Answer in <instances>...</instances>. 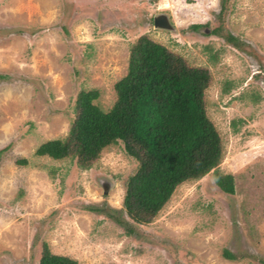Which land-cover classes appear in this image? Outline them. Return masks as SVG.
<instances>
[{
	"label": "rangeland",
	"instance_id": "374dc122",
	"mask_svg": "<svg viewBox=\"0 0 264 264\" xmlns=\"http://www.w3.org/2000/svg\"><path fill=\"white\" fill-rule=\"evenodd\" d=\"M141 36L208 72L215 172L234 183H183L145 225L123 209L137 164L120 142L89 169L34 155L67 135L80 91L111 108ZM42 243L77 264H264V0H0V264H37Z\"/></svg>",
	"mask_w": 264,
	"mask_h": 264
},
{
	"label": "trees",
	"instance_id": "16d2710c",
	"mask_svg": "<svg viewBox=\"0 0 264 264\" xmlns=\"http://www.w3.org/2000/svg\"><path fill=\"white\" fill-rule=\"evenodd\" d=\"M210 34L217 36L219 31ZM223 40L240 47L232 35L226 34ZM128 53L126 74L113 86L111 108L102 112L96 107V90L80 91L67 135L41 144L34 155L54 161L72 159L79 168L89 169L102 150L120 142L137 164L123 197L124 212L135 224H149L178 186L200 180L210 171L215 186L234 195L232 176L215 172L221 143L204 110L208 72L188 67L145 36L137 38ZM16 163L23 166L26 161ZM40 253L37 264H77L52 254L45 243ZM222 257L237 260L225 250Z\"/></svg>",
	"mask_w": 264,
	"mask_h": 264
},
{
	"label": "water",
	"instance_id": "95a60500",
	"mask_svg": "<svg viewBox=\"0 0 264 264\" xmlns=\"http://www.w3.org/2000/svg\"><path fill=\"white\" fill-rule=\"evenodd\" d=\"M153 27L155 29H164V30L170 29V26L168 25L166 18L162 15L153 19Z\"/></svg>",
	"mask_w": 264,
	"mask_h": 264
}]
</instances>
